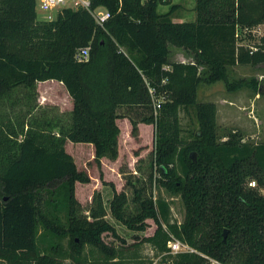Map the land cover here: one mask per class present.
<instances>
[{
	"label": "trees",
	"instance_id": "obj_1",
	"mask_svg": "<svg viewBox=\"0 0 264 264\" xmlns=\"http://www.w3.org/2000/svg\"><path fill=\"white\" fill-rule=\"evenodd\" d=\"M90 2L110 12L103 26L85 8L37 19L36 0H0V264H264V140H243L238 129L218 135L216 103L196 99L200 84L219 80L227 91L264 93V81L230 73L235 64L264 65V32L252 44L240 42L264 23V0H194V19L181 21L173 20L175 3L157 10L170 0ZM86 44L88 59L77 60ZM170 45L193 60H170ZM47 79L63 84L72 107L31 116L39 106L36 82ZM190 109L196 128L186 138L180 111ZM122 117L133 135L139 122L154 126L148 174L125 178L134 209L110 183L107 207L96 191L82 214L75 182L89 176L65 144L90 143L97 164L113 160ZM154 187L180 198V220ZM108 212L131 231L144 232L148 219L154 228L127 242ZM171 237L192 250L170 252ZM144 242L159 260L138 254Z\"/></svg>",
	"mask_w": 264,
	"mask_h": 264
},
{
	"label": "rangeland",
	"instance_id": "obj_2",
	"mask_svg": "<svg viewBox=\"0 0 264 264\" xmlns=\"http://www.w3.org/2000/svg\"><path fill=\"white\" fill-rule=\"evenodd\" d=\"M177 6L173 9L172 15H181V19L188 20L194 14L193 6L194 0H170L169 4H159L157 10L163 12L168 10L171 4ZM37 19H46L47 11L40 10L38 6ZM61 8H54L50 10L51 16H55L57 11ZM193 13V14H192ZM178 15V16H179ZM264 32V23H260L253 27L250 32H244L241 34L240 42L244 44H252L258 40V37ZM173 60L176 58V55ZM171 58V56L169 55ZM231 76L236 78H251L255 77L260 81H264V65H250V64H237L231 68ZM37 90V103L38 108L32 110L31 116H34L42 109V113L45 117L50 118V114H66L69 111L68 101L62 100L59 97V90L55 87L53 79H47L44 81L36 82ZM43 91V92H42ZM58 91V94L56 95ZM13 96L15 94L12 93ZM44 94L45 96H41ZM222 96L230 97L233 100H237L244 105L242 109L227 112L228 110L220 104V98ZM197 100L202 101H214L217 107L216 122H217V134L223 135L231 129H238L242 135L243 140L257 142L264 140V93H258L255 96L254 90L248 87H242L235 91H227L223 81H216L214 83L200 84L196 94ZM216 105V106H217ZM55 106V108H54ZM236 107V106H235ZM62 109V110H59ZM235 108H233L234 110ZM28 116H30L27 113ZM63 116V115H62ZM30 118V117H29ZM6 118H4L5 120ZM117 124L120 128L118 135V154L113 160L107 157H101L99 164L93 160L94 151L90 143L84 142H71L67 141L65 149L72 155L76 166L79 169H83L89 176V181L86 183L75 182V195L80 203L79 212L88 215V207L91 205V197L93 192L99 191L105 201L107 207L108 198L112 195L111 185L113 184L116 190H124L128 195L127 208L133 210L132 188L125 183V178L130 176L131 178H138L143 180L145 175L149 171L150 153L153 148L154 139V126L150 123H138V130L136 134H131V125L126 117L118 118ZM180 121L183 127L182 135L186 138L189 137L190 131L196 128V118L192 109L188 112L180 111ZM21 135L18 137L20 138ZM264 191V190H261ZM152 192L156 195L160 193L165 197L170 204L171 218L180 220L183 214V207L181 200L178 196H171L165 190L154 187ZM61 221L65 222L63 216ZM106 218L116 227L118 233L123 236L127 242H131L137 236L142 234H149L154 228V223L151 219L149 221V227L144 232H136L127 229L124 225L116 221L109 212ZM106 240H110L111 236L106 234L104 236ZM47 239V237L45 238ZM67 237L61 239V244L64 250H67ZM43 242L40 241V245L43 246ZM46 250V249H44ZM138 254L144 258H151L154 261L159 260L160 256L154 253L149 243H142L138 246ZM47 251V250H46ZM68 263V258L63 260ZM73 264L72 262H69ZM91 264V263H86Z\"/></svg>",
	"mask_w": 264,
	"mask_h": 264
},
{
	"label": "built area",
	"instance_id": "obj_3",
	"mask_svg": "<svg viewBox=\"0 0 264 264\" xmlns=\"http://www.w3.org/2000/svg\"><path fill=\"white\" fill-rule=\"evenodd\" d=\"M36 6H38L40 10L47 11L46 19L53 18V16H51L49 12L50 10L54 8H59V7L62 8L66 6H69L72 8H85L92 15L95 22L99 26H103L104 22L110 16V12L105 8L91 7L90 0H36ZM42 19H45V18H42ZM89 50H90V44L80 46L77 48L75 52V57L77 58V60L85 61L88 59ZM149 91L152 92V88H149ZM160 101H161V97H156L153 99L154 111L156 108L160 106ZM248 184L250 186H254L255 181L250 180ZM261 190H264V188H262ZM262 192L264 193V191ZM167 246L170 252L192 250V248L187 243L175 237H171L169 240H167ZM210 260H211V264H222L216 259L211 258Z\"/></svg>",
	"mask_w": 264,
	"mask_h": 264
},
{
	"label": "crops",
	"instance_id": "obj_4",
	"mask_svg": "<svg viewBox=\"0 0 264 264\" xmlns=\"http://www.w3.org/2000/svg\"><path fill=\"white\" fill-rule=\"evenodd\" d=\"M192 11H193V9H192ZM193 14V13H192ZM179 14H177V15H174L173 16V20H179V21H181V20H183V19H181L180 17H181V15H179ZM194 17H195V15H193L191 18H189L188 20H193L194 19ZM170 56H171V58L168 56V58L170 59V60H173V58L175 57V56H173V55H176V58L174 59L175 61H182V62H189V61H192L193 60V57H192V53L191 52H189V51H187V50H185V49H183L182 47H177V46H174V45H170V54H169ZM235 65H237V64H235ZM235 65H232V66H230V68H233ZM53 82H55V87H56V89H58L59 90V97H61L62 98V100H64L65 102L66 101H68V104L70 105L69 106V108L71 109V107H72V101H71V98H70V96L68 95V93H67V91H66V89H65V87L63 86V84L60 82V81H57V80H54L53 79ZM43 92V91H42ZM58 94V91H57V93H56V95ZM258 93H256L255 94V96L257 95ZM42 97L43 96H45L44 94L42 95V94H40ZM220 104H222L224 107H225V109H227L228 111L227 112H232V111H235V110H237V108H239V109H242V107L244 106L243 104H242V101L240 100V102H238L237 100H233V99H231L229 96L228 97H226V96H222L221 98H220ZM217 105V104H216ZM236 106V107H235ZM217 107H218V105H217ZM233 108H235L234 110H233ZM69 109V110H70ZM59 110H62V109H59ZM217 114V113H216Z\"/></svg>",
	"mask_w": 264,
	"mask_h": 264
},
{
	"label": "water",
	"instance_id": "obj_5",
	"mask_svg": "<svg viewBox=\"0 0 264 264\" xmlns=\"http://www.w3.org/2000/svg\"><path fill=\"white\" fill-rule=\"evenodd\" d=\"M193 156H195V153H193ZM226 233H227V229H224L222 232L223 239L225 238Z\"/></svg>",
	"mask_w": 264,
	"mask_h": 264
}]
</instances>
